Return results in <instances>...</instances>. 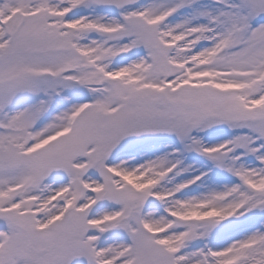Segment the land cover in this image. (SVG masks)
I'll return each instance as SVG.
<instances>
[{
	"label": "snow or ice",
	"instance_id": "6c2138e0",
	"mask_svg": "<svg viewBox=\"0 0 264 264\" xmlns=\"http://www.w3.org/2000/svg\"><path fill=\"white\" fill-rule=\"evenodd\" d=\"M0 264H264V0H0Z\"/></svg>",
	"mask_w": 264,
	"mask_h": 264
}]
</instances>
